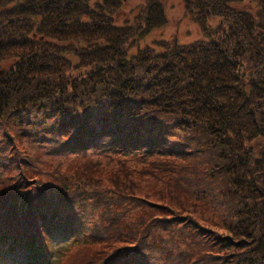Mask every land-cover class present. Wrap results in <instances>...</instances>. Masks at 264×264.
<instances>
[{"label": "trees", "instance_id": "16d2710c", "mask_svg": "<svg viewBox=\"0 0 264 264\" xmlns=\"http://www.w3.org/2000/svg\"><path fill=\"white\" fill-rule=\"evenodd\" d=\"M163 1L0 0V264H264V0Z\"/></svg>", "mask_w": 264, "mask_h": 264}, {"label": "rangeland", "instance_id": "374dc122", "mask_svg": "<svg viewBox=\"0 0 264 264\" xmlns=\"http://www.w3.org/2000/svg\"><path fill=\"white\" fill-rule=\"evenodd\" d=\"M96 0H91V4ZM101 1V0H100ZM145 4V0H122V3L114 14L113 18L117 25H132L134 22V18L136 17L139 9L143 7ZM251 0H244L242 4L236 7L247 8L251 5ZM164 12L166 16L167 23L164 27L154 29L150 33H148L145 37L138 41V49H142L145 47H153L157 52L161 51V49L155 44L160 41H175L178 44H190L201 38V31L198 26L191 21V19L186 16L184 11L183 0H164L163 1ZM53 44H58L60 41H53ZM75 45H79V42H74ZM129 54H133L136 52L135 46L129 48ZM67 53V52H66ZM65 54L64 56H66ZM69 59L73 62H76V59L69 55ZM135 163L128 164L129 169H141L144 164L143 161L135 160ZM168 175V174H167ZM166 179L170 180V175L167 176ZM183 176V175H181ZM183 178V177H182ZM185 179L183 178L182 183L185 184ZM144 189L150 190V186H143ZM189 209L192 208L191 205L188 206ZM71 251H75L76 248H70ZM24 253L23 250H21ZM205 254V252H204ZM61 262V261H60Z\"/></svg>", "mask_w": 264, "mask_h": 264}]
</instances>
